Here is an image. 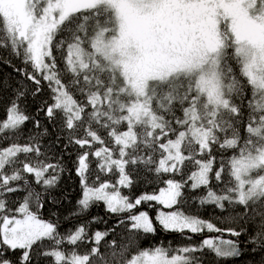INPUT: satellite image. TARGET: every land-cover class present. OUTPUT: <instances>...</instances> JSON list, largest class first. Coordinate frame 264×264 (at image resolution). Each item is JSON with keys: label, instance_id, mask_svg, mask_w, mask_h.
<instances>
[{"label": "snow or ice", "instance_id": "6c2138e0", "mask_svg": "<svg viewBox=\"0 0 264 264\" xmlns=\"http://www.w3.org/2000/svg\"><path fill=\"white\" fill-rule=\"evenodd\" d=\"M0 66V264H264V0H0Z\"/></svg>", "mask_w": 264, "mask_h": 264}, {"label": "trees", "instance_id": "16d2710c", "mask_svg": "<svg viewBox=\"0 0 264 264\" xmlns=\"http://www.w3.org/2000/svg\"><path fill=\"white\" fill-rule=\"evenodd\" d=\"M17 63L19 62L17 61ZM10 71L11 69H7L3 66H0V77H7ZM3 117H4V110L3 107L0 106V119H2ZM145 190L151 191L150 188L146 189L143 185L138 186L133 190V195H139L141 192ZM79 193H80V189L78 186V180L75 177L69 179L67 176H65L64 179L62 180L59 189L56 192V195L59 196L61 199H63L66 196L67 200L65 201V207H69L70 205L68 204V201L75 203V199L77 198ZM147 210L149 211L150 215H154L155 209H147ZM185 211H191V209L185 208ZM199 211L200 214L203 215L204 217L207 218L209 216V213L205 212L203 209H200ZM91 215H99V216L106 215L104 211V206L101 204L99 207L93 208ZM65 227H67V225H65ZM99 227H102V225ZM116 240L118 244L125 242L122 241L119 236L116 237ZM194 240L198 241L199 237H194ZM161 242H163L165 245L167 244L180 245L187 243V241L182 236H180V234L158 233L155 237L149 236L148 238L142 239L140 241V247L149 246L151 244H158ZM83 250L84 249L82 248L81 251ZM133 251H135V249H133Z\"/></svg>", "mask_w": 264, "mask_h": 264}]
</instances>
